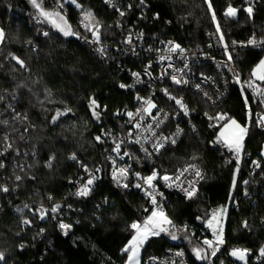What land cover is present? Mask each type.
Here are the masks:
<instances>
[{
	"label": "trees",
	"instance_id": "obj_1",
	"mask_svg": "<svg viewBox=\"0 0 264 264\" xmlns=\"http://www.w3.org/2000/svg\"><path fill=\"white\" fill-rule=\"evenodd\" d=\"M37 1L49 8L46 0ZM62 1L61 12L69 25L83 32L81 22L89 26L98 22L104 41H118L124 27L131 23L192 46L201 44L204 33L217 25L227 42L264 32V0H145L144 5L141 0H115L121 10L126 3L131 5L127 17L108 9L102 0H74V5ZM250 5L251 16L246 11ZM229 7L236 9L234 16L223 15ZM142 10L143 19H136ZM88 11L94 20H85ZM32 12L27 0H0V29L5 33L0 45V186L9 189L0 190V252L4 254L0 264H125L127 253L122 250L134 233L131 225L143 222L151 213L147 199L138 192L121 190L110 183L102 157L109 138L122 129V121L113 116V111L131 103V93L117 86L126 76L93 53L88 44L63 36L42 20L36 24L38 18ZM117 21L122 23L121 29L115 28ZM43 29L47 35L42 34ZM86 31L87 36L92 33L88 28ZM9 53L24 66L8 59ZM229 54L240 77L229 78L224 99L209 105L189 89L174 90L195 110V128H187L178 143L166 146L151 164L144 163L136 153L133 156L135 168L142 174L173 172L189 162L202 168L203 178L195 195L188 198L170 193L165 209L172 222L193 225L197 233L204 229L210 212L225 207V244L208 264H239L229 257L234 244L257 248L264 240L259 225L264 217V191L226 159L225 152L208 145L207 125L211 122L199 117L203 111L221 110L228 119L217 129L229 119L246 128L241 148L248 155L244 166L247 168L256 158L257 174L264 179V132L254 118L261 81L254 82L251 74L264 50L246 48ZM93 99L98 105L95 109L90 107ZM93 110L101 117L98 124L91 117ZM57 112L64 114L53 121ZM97 163L103 165V171L95 187L87 196L70 197L68 180L80 167ZM247 192L249 196L245 197ZM58 202L65 203V210L73 208L69 222L77 218L64 236L48 213L44 218L34 213L39 205ZM198 216L201 223L194 222ZM175 232L186 239L150 236L141 257L180 247L191 264H204L190 250L193 246L203 249L196 233Z\"/></svg>",
	"mask_w": 264,
	"mask_h": 264
},
{
	"label": "built area",
	"instance_id": "obj_2",
	"mask_svg": "<svg viewBox=\"0 0 264 264\" xmlns=\"http://www.w3.org/2000/svg\"><path fill=\"white\" fill-rule=\"evenodd\" d=\"M108 9L117 12L120 17H127L131 10L130 4H125V10L120 9V4L115 0H102ZM49 8L62 11L64 2L62 0H46ZM74 5L73 0H65ZM9 12H12L11 6L7 7ZM229 9V8H228ZM227 9V10H228ZM227 10L223 13L226 15ZM125 13L124 16L120 12ZM144 10L137 14L136 19H143ZM36 24L41 23V19L35 20ZM116 29L122 28V23H115ZM80 28L70 25L72 36L79 43L88 44L93 53L102 58L106 63H110L119 73L125 74L126 80L119 81L117 86L119 89L130 92L132 95L130 106L117 108L113 111V116L122 121V129L112 135L108 140V146L103 152V160L108 166V177L110 183L121 190L138 192L142 197L147 199L151 206V212L155 210L163 211V214L169 217L165 203L169 200V194L174 193L178 196L187 197L184 189L194 187L198 189L199 183L203 178L202 168L194 163L189 162L178 167L173 172L162 174L157 173V177L153 180V187H149L144 183L143 178L151 176L152 173L142 174L135 168L134 153H136L144 163H153L155 157L162 152L168 145H175L184 135L187 128L194 129L195 110L189 108L188 103L183 96L176 95L174 90L189 89L194 92L198 98L209 104L215 105L221 102L228 92L229 78H239L238 69L233 65L228 58V54L242 49L264 50V44L254 46L248 44V41L255 38L257 42L264 41V32L261 36L251 35L242 41L227 42L220 39L221 31L208 30L204 33L203 42L199 45H183L172 38H164L156 34H152L139 27L136 23L128 24L121 32V38L118 41H104L99 35V42L95 41L92 33L87 36L85 33L86 27L83 22L80 23ZM47 33L45 29L42 34ZM129 37L131 42H129ZM4 41V40H3ZM172 42L171 44L169 42ZM235 42V43H233ZM2 42H0L1 45ZM174 45H179V49L169 51ZM227 45V47H225ZM34 47V45H33ZM103 48V54L99 49ZM180 49H183L181 52ZM14 54L9 53L8 59L17 63ZM163 58V59H162ZM124 60V61H123ZM19 64V63H17ZM133 73H138L139 76H134ZM175 76L181 83L173 82L172 77ZM186 81V83L184 82ZM125 87H120V85ZM166 90V91H165ZM182 100L188 109V114L185 115L184 109L178 105L175 100ZM146 101H151L155 105L150 111H145L148 108ZM257 103L258 110L254 114V118L259 130L264 132V81H261L257 87ZM128 113H133L130 117ZM224 114L223 120H218L216 117ZM199 117L209 120L211 123L207 125L209 136L207 143L210 147L218 149L220 152H225L224 157L229 161H233L237 168L246 173L249 181H252L257 187L264 191V179L261 173L257 174L259 162L256 158L252 159L248 167L245 168L244 162L248 159V155L230 150L223 140L218 141L220 129H217L220 123L228 119V114L221 110H216L213 113L206 111L200 112ZM211 118V119H210ZM138 125V126H137ZM151 125V127H149ZM158 125V126H157ZM177 129L180 130L179 135H176ZM197 131V129H195ZM175 143H171L172 140ZM5 146L8 147V137L5 139ZM140 142L137 143L136 141ZM163 143L158 151L153 145ZM119 144V151H114L116 145ZM147 149V153L144 151ZM128 153V155H125ZM119 169H127L126 176H119ZM103 171V165L97 163L92 167L82 166L68 180L69 196H78L76 193L80 188L87 183V180L95 177L91 190L99 181ZM117 171L118 179H113V172ZM200 172V176L196 172ZM139 173V176H137ZM257 174V175H256ZM164 176L170 177L168 181L163 179ZM127 184L128 187H124ZM140 184L141 187H135ZM262 191V192H263ZM151 193L156 197L157 205H153L151 197L147 194ZM249 193L245 194L248 197ZM65 203L58 202L51 206L39 205L34 213L40 218L46 217L47 213L50 216L52 223L64 236L65 231L69 233L73 227V223L77 218H73V222H69L70 211L64 209ZM56 208L55 212L52 209ZM68 218V219H67ZM60 223L68 224L71 227L67 230H62L59 227ZM260 227L264 230V217L259 221ZM172 226L179 230H188L191 234L196 233V228L187 223L180 224L172 222ZM223 228V226H222ZM224 235V231H223ZM200 244L204 249V264H208L211 260L212 248L203 243L204 240L213 241V246H217L216 237L205 228L196 233ZM223 243L218 245V249L224 246ZM22 248V247H21ZM264 248V240L257 247L252 248L245 245L234 244L230 251L247 249V254L239 264H264V256L260 255V249ZM229 251V252H230ZM181 253V255H177ZM139 264H191L184 250L180 247H168L161 255L149 254L141 257Z\"/></svg>",
	"mask_w": 264,
	"mask_h": 264
},
{
	"label": "snow or ice",
	"instance_id": "obj_3",
	"mask_svg": "<svg viewBox=\"0 0 264 264\" xmlns=\"http://www.w3.org/2000/svg\"><path fill=\"white\" fill-rule=\"evenodd\" d=\"M30 2L33 4L34 7H36L37 9L40 10V14L42 16L48 18L49 21L53 24V26L56 27L59 31H61L65 36H70V35L74 34L71 31L70 26L67 25V21L64 20V17L61 16L59 12L44 11L41 7V4L38 3L37 0H30ZM73 2H74V0H73ZM109 2H110V0H109ZM144 2H145V0H141V5H144ZM206 2H207V0H206ZM78 7H79V5H78ZM129 7H131V6H129ZM209 8H211L210 3H209ZM246 11L248 12L249 16H251L253 13L252 6L250 5L246 9ZM235 14H236V9L229 7V9L226 12V15L234 16ZM120 15L124 16L125 13L123 11H121ZM54 17H59L60 20L63 21V25L58 24L56 22V20L53 19ZM84 18H85V20H89V21L95 19L93 16V13L90 11L84 13ZM155 18H157V19L159 18L158 14L156 15ZM213 20L215 21V14L214 13H213ZM85 27L88 28L90 31H92V35L95 38V41L99 42V23L97 22L96 24H93L91 26L85 25ZM217 32H220L219 25H217ZM44 34L47 35V33H44ZM4 38H5V33H4L3 29H0V42H3ZM220 39L223 40L222 34L220 36ZM129 42H131L130 37H129ZM169 43L171 44L172 42L170 41ZM233 43H235V42H233ZM248 44L254 45V46H259L260 44H264V41L257 42L255 40V38H252L248 41ZM225 47H227V45H225ZM176 49H179V45H174V47L170 48L169 51H175ZM99 51L103 54V52L105 50L103 48H101V49H99ZM180 51L182 52L183 49H180ZM228 58H229V60H231L232 57L230 54H229ZM13 59H16L17 63H19L22 67L24 66V62L22 60H20L19 58L13 57ZM133 75L137 76V77L139 76L138 73H133ZM252 76L254 78L260 80V81H264V59H261L259 64H257L256 68L253 69ZM172 79H173L174 83H177V84L181 83V81L178 80L175 76H173ZM184 82L186 83V81H184ZM249 86L251 87L252 85L249 84ZM120 87L123 88V87H125V85L122 84V85H120ZM171 99L175 100V102L178 105H180V107L182 109H184L185 115L188 114V109L184 105L182 100L176 99L175 97H171ZM146 103L148 104V108L145 109V111H150L151 108L155 107V105L152 104L151 101H146ZM90 107H92L93 109H95V107H98V105H96V101L94 99L91 100ZM68 111H70V109ZM63 114L64 113L57 112V115L55 117H53V121H55L60 115H63ZM92 114L94 117L99 118V113H97L95 110H93ZM128 115L131 117L133 115V113H128ZM216 119L223 120L224 114L218 115L216 117ZM149 127H151V125ZM179 133H180V130L177 129L176 135H179ZM246 133H247L246 128L237 124V122L235 120L229 119V121L223 125L222 130H221L219 137H218V141L223 140L225 145L230 150H235L237 153H239V151L242 148V142H243V139H244V136L246 135ZM5 139H7V137H5ZM96 139L100 140V137H96ZM136 142L139 143L140 141L137 140ZM171 143L174 144L175 140L173 139L171 141ZM163 146L164 145L162 142L153 145V147L156 148L157 151ZM119 148H120V145L117 144L114 151L118 152ZM144 151L147 153V149H144ZM125 155H128V153H125ZM72 159H75V156H73ZM49 166H50V162H49ZM0 167H3V165L0 164ZM118 173H119V176L124 177V176H126L127 169H119ZM118 173H117V171L113 172V179L114 180L118 179ZM196 175L200 176L201 174L199 171H197ZM137 176H139V173H137ZM156 177H157V173L153 172V174L151 176L143 178L144 183H146L151 188V187H153L152 182H153V180L156 179ZM15 179L17 181H19V180H21V177L16 176ZM94 179H95L94 176L92 178L88 179L87 183L84 184L76 194L78 196H87L91 191L90 186L93 184ZM163 179L165 181H168L170 179V177L164 176ZM245 183H247V182H245ZM124 187H128V185L124 184ZM135 187L139 188V187H141V185L136 184ZM0 190L7 192L9 189L7 187L0 186ZM184 191H185L187 197L191 198L192 196L195 195L196 189L194 187H190L189 189H184ZM147 194L151 197L152 204L157 205L156 197L154 195H152L151 193H147ZM56 210H57L56 208H53L52 212H55ZM18 211H19V209H18ZM225 211H226V209H220V210L215 211L213 213L212 219L207 221V226L212 229L213 235L216 237L217 246H213V241H210V240H204L203 243L205 245H207L208 247L212 248L211 255H213V256H215L216 252L219 250L218 245L223 243V228H222V226L219 225L218 217H220L222 215V213ZM41 218H43V216H41ZM24 223L28 224L29 221L25 220ZM171 223H172L171 220H169L168 217L163 214L162 209L161 210H155L154 209L151 212V214L143 221V224L133 223L131 225V228L135 230V234L129 240L128 245H126L125 248L122 250L126 253H129L128 264H139L138 255H139L140 248L144 245V243L149 239L150 236H157L161 232L167 231V229L164 228L163 225L164 224H171ZM245 226H247V225L245 224ZM59 227L62 230H67L71 226L68 224L60 223ZM41 231H43V229H41ZM65 234H67L66 231H65ZM176 238L177 237L174 234H172V239L175 240ZM193 251L195 252L198 259H205L206 258L204 255L201 254L202 253L201 249L196 248V249H193ZM246 254H247V249H244V250L234 249L232 251V255L238 256V258L241 260L244 259ZM177 255H181V253H177ZM260 255L264 256V248L260 249ZM3 260H4V254L2 252H0V261H3Z\"/></svg>",
	"mask_w": 264,
	"mask_h": 264
},
{
	"label": "rangeland",
	"instance_id": "obj_4",
	"mask_svg": "<svg viewBox=\"0 0 264 264\" xmlns=\"http://www.w3.org/2000/svg\"><path fill=\"white\" fill-rule=\"evenodd\" d=\"M27 1H28V3L30 4L31 9H32V11H33L32 13L34 14L35 17L41 19V20L44 21L47 25L53 27V28L56 29L60 34H62L63 36H65L61 31H59L56 27L53 26V24L49 21L48 18H46V17H44V16H42V15L40 14V10L37 9L36 7H34L33 4L30 2V0H27ZM37 2H38V1H37ZM38 3H40V2H38ZM72 3H74V2H72ZM40 4H41V3H40ZM41 7H42V9H43L44 11H47V12H54V11H55V12H59L60 15L64 17V20L67 21V25L70 26L67 17H66L65 14L62 13L61 11L54 10V9H51V8H48V7H43L42 4H41ZM53 19H55L56 22H57L58 24L63 25V21H61L59 17H54ZM65 37H67V36H65ZM261 59H264V55L261 57ZM261 59H260V60H261ZM260 60L257 62V64H259ZM257 64L255 65V67H254L253 69L256 68ZM252 71H253V70H252ZM251 74H252V72H251ZM252 79H253L254 82L259 81L258 79L254 78L253 76H252ZM231 120H234V119H231ZM228 121H229V120H228ZM228 121H227V122H228ZM227 122H226V123H227ZM237 124H239V123H237ZM239 125H240V124H239ZM240 126H241V125H240ZM222 127H223V126H222ZM222 127H221V129H220V132H221V130H222ZM242 127H243V126H242ZM233 151L236 152L235 150H233ZM261 154H262V156L264 157V144H263V147H262ZM220 209H225V207H218L217 209H215V210H213L212 212H210L209 215H207V220H206L205 223L203 224L204 228H205L206 230H208L211 234H213V231H212L211 228H209V227L207 226V221L210 220V219H212L213 213H214L215 211H217V210H220ZM150 214H151V213H150ZM150 214H149V215H150ZM225 218H226V211L223 212L222 215H221L220 217H218V219H219V225H220V226H223ZM168 219L171 220L169 217H168ZM171 222H172V220H171ZM214 223H215V222H214ZM140 224H143V222H141ZM163 227L166 228L167 231H165V232H161L160 234H164V235H166V236H167L168 238H170V239H172V234H174L177 238H178V237H182L183 240L186 239L185 236H181L180 233H176V232H175L176 229L172 226V223H171V224H164ZM133 230H134V229H133ZM134 234H135V230H134L133 235H134ZM177 234H178V235H177ZM133 235H132V236H133ZM132 236H131V238H132ZM131 238H130V239H131ZM177 238H176V239H177ZM184 238H185V239H184ZM130 239H129V240H130ZM129 240L127 241L126 245H128ZM144 244H145V243H144ZM126 245H125V246H126ZM124 248H125V247H124ZM142 248H143V246H142V247L140 248V250H139V255H138V260H139V262H140V259H141V251H142ZM196 248H199V249L202 250V253H201L202 255H204V252H203V249L200 248V247H198V246L190 247V250H191L192 254H194V256H195L196 259H198L197 256H196V254H195V252L193 251V249H196ZM128 255H129V253H127L125 264H128ZM229 257H230L231 259L237 261V262H241V261H242L241 259L238 258V256H234V255H232V251L229 252ZM198 260H203V259H198Z\"/></svg>",
	"mask_w": 264,
	"mask_h": 264
},
{
	"label": "water",
	"instance_id": "obj_5",
	"mask_svg": "<svg viewBox=\"0 0 264 264\" xmlns=\"http://www.w3.org/2000/svg\"><path fill=\"white\" fill-rule=\"evenodd\" d=\"M95 111H96V110H95ZM96 112H97V111H96ZM92 113H93V111H92ZM97 113H98V112H97ZM91 117H92L93 122H94L95 124H98V123L101 121V117H100V115H99V118H96V117L93 116V114H91ZM194 222H195V223H201V222H202V218L198 216V217L195 218Z\"/></svg>",
	"mask_w": 264,
	"mask_h": 264
}]
</instances>
